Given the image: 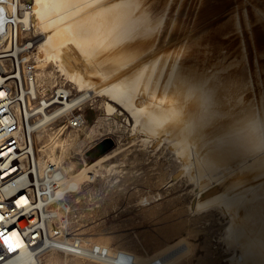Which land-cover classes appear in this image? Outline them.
Returning a JSON list of instances; mask_svg holds the SVG:
<instances>
[{
	"label": "bare ground",
	"instance_id": "1",
	"mask_svg": "<svg viewBox=\"0 0 264 264\" xmlns=\"http://www.w3.org/2000/svg\"><path fill=\"white\" fill-rule=\"evenodd\" d=\"M33 1L39 85L70 81L76 93L59 85L71 92L68 106L101 96L108 129L120 128L133 143L92 161L83 155L78 165L73 151L95 129L88 132L86 123L66 131L53 123L57 112L48 119L40 100H29L16 118L32 123L35 156L47 159L34 173L33 163L24 164L17 189L32 190L36 175L50 178L49 160L62 167L61 190H74L70 196L98 179L112 186L131 180L134 186L122 190L147 205L171 182L184 181L190 213L223 217L218 240L228 263L264 264V0ZM6 37V48H17L14 62H21L29 47L25 30L8 26ZM110 143L106 138L98 148ZM163 170L167 181L154 189L147 180ZM98 242L111 254L92 261L100 264H187L197 253L184 236L147 256ZM44 255L24 247L1 264L52 263Z\"/></svg>",
	"mask_w": 264,
	"mask_h": 264
},
{
	"label": "built area",
	"instance_id": "2",
	"mask_svg": "<svg viewBox=\"0 0 264 264\" xmlns=\"http://www.w3.org/2000/svg\"><path fill=\"white\" fill-rule=\"evenodd\" d=\"M11 13H18V20H11ZM33 0H0V232L18 233L20 246L9 252L0 238V264L24 251V247L38 249L39 256L50 251L64 252L83 260L103 262L111 258L107 247L78 233L76 208L70 201L74 190L62 191L65 173L60 165L49 160L50 178L36 175L32 190H18L16 175L24 174V164L37 167L32 123L20 125L16 110L29 100H40L46 117L57 112L58 123L65 130L80 128L87 123L83 104L68 106L71 92L61 91L59 85L45 91L38 83V66L34 51L37 37L33 35L31 17ZM8 26L22 27L29 38L26 55L21 62H14L12 49L6 48ZM65 88L69 87L63 84ZM70 88V87H69ZM22 198L27 199V203ZM21 205L17 206L16 201ZM117 264H123L119 259Z\"/></svg>",
	"mask_w": 264,
	"mask_h": 264
},
{
	"label": "rangeland",
	"instance_id": "3",
	"mask_svg": "<svg viewBox=\"0 0 264 264\" xmlns=\"http://www.w3.org/2000/svg\"><path fill=\"white\" fill-rule=\"evenodd\" d=\"M59 83L69 86L76 93L74 84L67 79L59 78ZM48 85L45 91L58 86V84L53 86L51 83ZM82 109L87 114L86 130L88 132L91 128L95 130L88 138L82 137L77 149L73 151L79 161L78 165H81L83 155L88 161H92L111 152L120 144L127 146L133 143L129 141L127 133L120 128L108 129L109 119L105 120L108 115L101 96L96 95L94 99L85 102ZM77 130L79 129L66 131ZM42 138L45 139L46 136ZM106 138H110L111 143L107 149L100 150L98 144ZM138 142L139 140L136 139L130 148L134 150L136 146L139 147ZM113 161L118 160L113 158ZM166 172L163 170L161 178L147 181L155 189L163 180L167 181ZM132 182L121 181L120 186H112L111 183L98 179L90 186L87 185L83 192L70 196L71 203L77 209L75 221L78 233L89 240L107 243L112 249H127L141 256H147L184 236L197 249V253L186 261L187 264H229L223 251V243L218 240L224 223L223 217L218 213L206 216L190 213L187 208L189 195L185 193L187 184L184 181L174 184L171 182V185L163 189L161 199L147 205L137 202L138 194H130L122 190L125 186L133 187ZM89 188H96V191L88 192ZM104 189L110 191L104 192ZM76 196H80V202H75ZM48 257L52 258L50 264H63L64 261L68 264H100L73 257H67L65 260L66 257L58 252L46 253L44 260L46 261Z\"/></svg>",
	"mask_w": 264,
	"mask_h": 264
},
{
	"label": "snow or ice",
	"instance_id": "4",
	"mask_svg": "<svg viewBox=\"0 0 264 264\" xmlns=\"http://www.w3.org/2000/svg\"><path fill=\"white\" fill-rule=\"evenodd\" d=\"M0 155H4V153H0ZM24 203H27L26 198H22ZM17 206L21 205V201H16ZM3 217H0V220H2ZM18 233L12 232L10 235H5L3 232H0V238L3 240V244L6 246L7 250L9 252L15 251L16 247L20 246V241L17 238Z\"/></svg>",
	"mask_w": 264,
	"mask_h": 264
}]
</instances>
